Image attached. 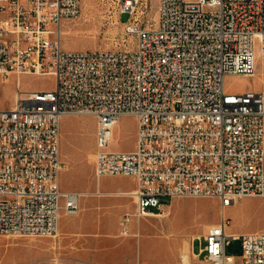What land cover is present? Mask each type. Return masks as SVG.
Listing matches in <instances>:
<instances>
[{
  "label": "built area",
  "instance_id": "2783aa9c",
  "mask_svg": "<svg viewBox=\"0 0 264 264\" xmlns=\"http://www.w3.org/2000/svg\"><path fill=\"white\" fill-rule=\"evenodd\" d=\"M120 20L130 16L125 48L69 50L62 24L81 14V0H0V74L55 77L50 90H18L0 109V235L56 236L61 211L76 215L84 192L64 190L62 119H96L95 175H127L137 185L130 221L160 215L163 197H217L227 207L264 197V90L230 91L227 74L253 76L264 53V0H100ZM258 40V43L256 42ZM133 115L136 148L112 150L114 128ZM127 195V196H128ZM209 227L195 253L209 264H264V229ZM75 264H99L77 260ZM137 264H147L139 262Z\"/></svg>",
  "mask_w": 264,
  "mask_h": 264
},
{
  "label": "rangeland",
  "instance_id": "374dc122",
  "mask_svg": "<svg viewBox=\"0 0 264 264\" xmlns=\"http://www.w3.org/2000/svg\"><path fill=\"white\" fill-rule=\"evenodd\" d=\"M81 14L62 24V46L69 50L94 48H125L133 37L128 32L130 14H118L100 0H81ZM144 18H155L157 0ZM258 43V40H256ZM257 69L253 76L227 74L225 83L233 92L264 90V53L256 47ZM50 90L55 77L50 74H0V109H9L18 90ZM138 123L133 115H122L114 128L109 146L112 150L136 148ZM96 119L92 115H68L62 119L61 152L64 167L60 174L63 189L95 193L81 198V210L76 215L61 211V233L56 236L0 235V264H75L76 260H90L101 264H184L183 240L188 241L193 264H209L205 254L200 259L193 253L200 251V241L209 227L223 216L230 219L227 230L240 232L264 229V197H244L224 207L217 197H163L162 216L134 217L129 226L132 234L121 235L119 220L132 212V196L96 194L132 190L137 181L132 176L110 175L98 179L95 175ZM169 203V204H168ZM168 204V205H167ZM139 232V233H138ZM138 234V235H135ZM184 238V239H183ZM227 254L241 264L242 241L232 239Z\"/></svg>",
  "mask_w": 264,
  "mask_h": 264
},
{
  "label": "bare ground",
  "instance_id": "6f19581e",
  "mask_svg": "<svg viewBox=\"0 0 264 264\" xmlns=\"http://www.w3.org/2000/svg\"><path fill=\"white\" fill-rule=\"evenodd\" d=\"M256 69H257V56H256ZM103 190H100L99 192H97L96 194L100 193V194H108V195H128L131 192H125V191H109V192H102ZM85 195L91 196V195H95V193H88L85 192ZM156 216H162V214L160 215H156ZM61 226L59 223V229H58V233H61ZM184 239V238H183ZM182 250L181 256H182V262L184 264H191V249H190V244L188 243V241L183 240L181 246L179 247Z\"/></svg>",
  "mask_w": 264,
  "mask_h": 264
},
{
  "label": "crops",
  "instance_id": "0c3cea01",
  "mask_svg": "<svg viewBox=\"0 0 264 264\" xmlns=\"http://www.w3.org/2000/svg\"><path fill=\"white\" fill-rule=\"evenodd\" d=\"M100 179V178H99ZM135 189V188H134ZM134 189H132V190H120V191H125V192H131V191H133ZM64 190H68V189H64ZM170 200H172V199H170ZM169 204V203H168ZM167 204V205H168ZM245 231H252V230H246V229H243V230H241L240 232H238V231H232V232H238V233H241V232H245ZM139 233V232H138ZM135 235H138V234H135ZM193 253L195 254V252H194V249H193ZM77 261V260H76ZM75 261V262H76ZM87 261H90V260H87ZM92 262H94V261H92ZM139 262H141V261H139ZM138 262V263H139ZM96 263H98V262H96ZM99 264H101V263H99ZM176 264H177V262H176ZM191 264H193V259H191Z\"/></svg>",
  "mask_w": 264,
  "mask_h": 264
}]
</instances>
